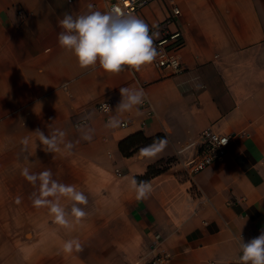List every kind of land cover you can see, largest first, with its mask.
Returning a JSON list of instances; mask_svg holds the SVG:
<instances>
[{"label": "crops", "instance_id": "0c3cea01", "mask_svg": "<svg viewBox=\"0 0 264 264\" xmlns=\"http://www.w3.org/2000/svg\"><path fill=\"white\" fill-rule=\"evenodd\" d=\"M89 4L107 11L105 0H0V264H130L161 252L165 264H238L240 234L248 242L264 231V0H146L138 17L155 37L182 31L173 73L80 67L58 44V20ZM121 87L143 88L152 113H115ZM104 100L111 112L96 107ZM113 115L121 124L106 129ZM76 123L95 129L91 142ZM208 125L230 135L226 150L189 173L183 163ZM37 129L66 132L72 154L46 153ZM160 140V152L141 156ZM156 163L165 168L141 180L153 191L137 200L131 180ZM24 167L83 191V222L65 229L34 207ZM73 238L83 251L63 253Z\"/></svg>", "mask_w": 264, "mask_h": 264}, {"label": "clouds", "instance_id": "9594fccd", "mask_svg": "<svg viewBox=\"0 0 264 264\" xmlns=\"http://www.w3.org/2000/svg\"><path fill=\"white\" fill-rule=\"evenodd\" d=\"M88 9V12L75 16L65 13L58 20L62 29L57 36L58 44L75 56L80 67L98 65L108 74H119L125 67L139 71L142 66L155 61L158 51L154 45V37L158 34L150 32L149 25L144 20L126 13L118 6L102 12L93 10V5L89 4ZM119 91L121 100L115 113L131 112L134 108L139 111L138 106L145 100L143 88L121 87ZM101 108L111 112L106 103ZM120 124V119L113 115L104 127L114 129ZM76 128L81 133V139L89 142L93 140L94 128L81 124H77ZM35 133L46 153L72 154L74 144L65 139L66 132L63 130L53 129L45 135L37 129ZM23 143L27 144V139ZM166 143V140H160L142 148L141 156H155ZM224 143H227V139L220 142ZM21 175L36 188L32 193L33 206L47 208L56 225L71 229L74 223L79 224L87 217L88 213L81 206L88 204V196L75 185L58 182L49 169L33 173L28 167H24ZM131 187L137 200L148 199L153 191V185L149 181H137L135 178L131 180ZM62 198H67L70 208L61 203ZM239 239L241 254L238 264H264V231L248 242H244L241 234ZM62 251L69 255L79 253L83 251V245L79 239H69L63 243Z\"/></svg>", "mask_w": 264, "mask_h": 264}, {"label": "built area", "instance_id": "2783aa9c", "mask_svg": "<svg viewBox=\"0 0 264 264\" xmlns=\"http://www.w3.org/2000/svg\"><path fill=\"white\" fill-rule=\"evenodd\" d=\"M105 2L107 11L111 10L113 6H118L126 13L138 17V10L146 3V0H105ZM173 13H179L178 7L173 8ZM150 32L154 33V30L150 28ZM182 43V31L179 28L166 30L162 32L160 36L154 37V45L158 51V56L153 62L154 65L165 68L172 73L180 71L182 66L178 55V49L181 47ZM103 103L111 107V101L104 100L96 105L100 111L106 112L101 108ZM141 106L145 109L147 114L152 113V106L147 98H145ZM77 124L78 123H76V125ZM201 136L203 143L200 151L183 163L189 173L200 171L213 160L219 158L225 152L230 139V135L214 130L210 125L201 130ZM226 139L227 143L220 144L221 141ZM169 256L170 254L168 252H161L151 256L145 261H135L130 264H165Z\"/></svg>", "mask_w": 264, "mask_h": 264}, {"label": "trees", "instance_id": "16d2710c", "mask_svg": "<svg viewBox=\"0 0 264 264\" xmlns=\"http://www.w3.org/2000/svg\"><path fill=\"white\" fill-rule=\"evenodd\" d=\"M159 136L160 135H155L153 137L145 138L144 142L145 143H151V142L157 140L159 138ZM120 147H121V149H122V151L124 153H128V150L123 149L121 142H120ZM159 164L156 163V164L150 165L148 170H147V172L144 175H142V176H136V179L138 181H141L142 179H146V178H148L150 175H152L154 173L162 171L165 168V166L164 165H159Z\"/></svg>", "mask_w": 264, "mask_h": 264}]
</instances>
